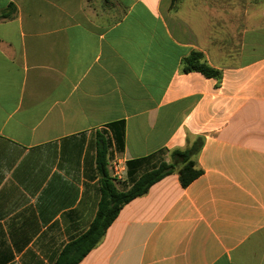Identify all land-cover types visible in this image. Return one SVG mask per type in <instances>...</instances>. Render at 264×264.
Returning a JSON list of instances; mask_svg holds the SVG:
<instances>
[{"label":"crops","instance_id":"0c3cea01","mask_svg":"<svg viewBox=\"0 0 264 264\" xmlns=\"http://www.w3.org/2000/svg\"><path fill=\"white\" fill-rule=\"evenodd\" d=\"M192 52L219 78L182 72ZM195 137L202 174L123 206L78 264H264V0H0V264H56L89 228L99 152L123 182Z\"/></svg>","mask_w":264,"mask_h":264},{"label":"trees","instance_id":"16d2710c","mask_svg":"<svg viewBox=\"0 0 264 264\" xmlns=\"http://www.w3.org/2000/svg\"><path fill=\"white\" fill-rule=\"evenodd\" d=\"M5 18V16L3 17ZM181 71L199 72L207 78H219L220 72L209 67L199 52H192L181 61ZM203 146V138H187L186 147L169 153L166 162L159 156H149L126 162V179L115 182L105 171L104 153L99 152L97 168L101 177L97 211L89 228L61 251L56 264H78L102 239L120 209L135 198L145 195L149 188L164 177L177 173L181 187L197 179L202 170L197 167L196 156Z\"/></svg>","mask_w":264,"mask_h":264},{"label":"built area","instance_id":"2783aa9c","mask_svg":"<svg viewBox=\"0 0 264 264\" xmlns=\"http://www.w3.org/2000/svg\"><path fill=\"white\" fill-rule=\"evenodd\" d=\"M111 175L112 178L115 180H122L123 178V173H124V164L123 161L119 158H115L112 163H111Z\"/></svg>","mask_w":264,"mask_h":264}]
</instances>
